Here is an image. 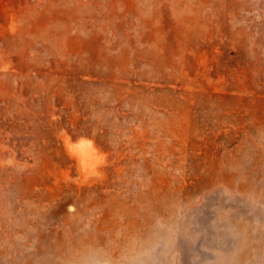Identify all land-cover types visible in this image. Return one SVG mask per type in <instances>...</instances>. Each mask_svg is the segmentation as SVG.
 I'll use <instances>...</instances> for the list:
<instances>
[{"label":"rangeland","instance_id":"rangeland-1","mask_svg":"<svg viewBox=\"0 0 264 264\" xmlns=\"http://www.w3.org/2000/svg\"><path fill=\"white\" fill-rule=\"evenodd\" d=\"M0 264H264V0H0Z\"/></svg>","mask_w":264,"mask_h":264},{"label":"bare ground","instance_id":"bare-ground-1","mask_svg":"<svg viewBox=\"0 0 264 264\" xmlns=\"http://www.w3.org/2000/svg\"><path fill=\"white\" fill-rule=\"evenodd\" d=\"M64 133H65V132H64ZM69 141H70V140H69ZM78 141H80V140H78ZM80 142H81V144L84 146L83 148L86 149V150H90V149L93 148L92 142H91L89 139H85V138H83V139H81ZM70 143H71V142H69L68 144L70 145ZM65 144H66V143H65ZM70 146H71V145H70ZM72 146H76V145L73 144ZM68 147H69V146H68ZM68 147H67V148H68ZM79 147L81 148V146H79ZM72 148H73V147H72ZM72 148H71V149H72ZM74 148H76V147H74ZM77 148H78V146H77ZM75 150H76V149H75ZM77 150H78V149H77ZM86 150H85V151H86ZM81 151H82V149H81ZM85 151H84V152H85ZM93 151H94V150H93ZM75 152H78V151H75ZM82 152H83V151H82ZM90 152L92 153V151H90ZM78 153H81V152L79 151ZM86 153H87V152H86ZM82 154H83V153H82ZM79 157H81V156L79 155Z\"/></svg>","mask_w":264,"mask_h":264}]
</instances>
